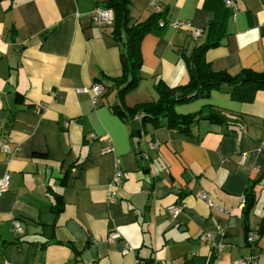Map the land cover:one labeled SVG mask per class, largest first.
<instances>
[{"label": "crops", "instance_id": "crops-1", "mask_svg": "<svg viewBox=\"0 0 264 264\" xmlns=\"http://www.w3.org/2000/svg\"><path fill=\"white\" fill-rule=\"evenodd\" d=\"M108 1L0 0V148L10 136L15 150L9 161L0 150V179L10 175L0 197V264H233L252 256L264 264V90L242 101L223 85L177 105V115L202 113L189 132L138 118L159 102V87L188 84V59L214 21L224 19L225 34L207 51L212 70L264 73V0H233L235 12L224 0H129L128 30L167 12L170 23L204 33L146 34L138 85L125 95L127 31L117 41L115 23L92 19ZM96 84L104 91L94 101ZM117 166L124 178L114 187ZM183 201L187 210L173 219L167 208ZM13 220L24 235L13 233ZM218 227L221 252L202 240ZM250 231L260 234L255 248Z\"/></svg>", "mask_w": 264, "mask_h": 264}, {"label": "trees", "instance_id": "trees-1", "mask_svg": "<svg viewBox=\"0 0 264 264\" xmlns=\"http://www.w3.org/2000/svg\"><path fill=\"white\" fill-rule=\"evenodd\" d=\"M129 3V0H110L104 5L105 8L112 9L114 12L115 33L120 32L117 41L123 40V36H121L122 29L127 31V50L122 56L124 74L121 80H127V84L120 90L123 95L132 91L138 85L142 65L140 57L142 38L148 33H160L168 28L170 24L167 12L155 13L146 22L135 25L128 30L126 23L129 20ZM224 5L226 6L225 0ZM227 11L229 12V10ZM224 22V19H221L211 23L209 40L205 44L196 47L192 56L188 59L190 67L188 84L177 88L159 87V102L144 108L141 115L143 123L149 122L156 127L166 126L171 129L175 128L183 132H189V127L203 118L202 113L185 116L177 115L175 113L177 105L207 97L212 90L220 89L223 85L234 87V92L239 90L240 95L235 96V98L242 101H252L256 91L264 90V73L257 74L246 70L239 75L232 76L228 72H214L206 61L207 51L219 46L221 36L225 34ZM206 118L219 122L228 120L226 116L217 112H210ZM255 200V193L252 186H250L246 191L244 200V214L247 218L255 204Z\"/></svg>", "mask_w": 264, "mask_h": 264}, {"label": "built area", "instance_id": "built-area-1", "mask_svg": "<svg viewBox=\"0 0 264 264\" xmlns=\"http://www.w3.org/2000/svg\"><path fill=\"white\" fill-rule=\"evenodd\" d=\"M225 4L227 7L231 8L233 12H235L238 7L236 3L233 0H225ZM153 5H155L153 3ZM93 23L98 27H104L109 26L114 23L115 15L112 9H108L105 7H98L93 13L92 16ZM169 27L173 28L174 30H182L184 28L190 29L191 33L194 38H199L203 36L204 30L192 28L191 24L188 22H174L170 23ZM89 91H92L93 93V100L96 101L97 97L104 91V88L100 84L94 85ZM138 118L142 119L141 116ZM92 139H95L93 135H91ZM149 147L157 151L159 144L158 142L152 141L149 143ZM0 150L6 154L7 161L13 159L15 157V150L13 149V140L10 136L5 138L3 141ZM116 177L118 179V182L113 185L114 187L119 186L123 182L124 178V171L120 166H117L116 169ZM10 189V175H5L2 179H0V197H2L5 193H7ZM200 197L205 200L209 206L213 208H217V206L210 200L207 193L202 192ZM111 200H115V195L110 197ZM187 210V204L183 201L182 203L178 205H172L167 208L168 214L173 218L176 219L180 215H182ZM12 231L16 236H22L25 234L24 227L22 226L21 222L19 220H13L12 222ZM222 231L218 227V230L215 234L204 236L202 240L207 241L211 248L216 252H221L224 249V242L222 241ZM118 234H113L110 236V239H116L118 238ZM260 239V235L258 232L250 231L247 234V244L251 248H255L258 241ZM233 264H258V259L256 256H252L250 259H244L234 262Z\"/></svg>", "mask_w": 264, "mask_h": 264}]
</instances>
